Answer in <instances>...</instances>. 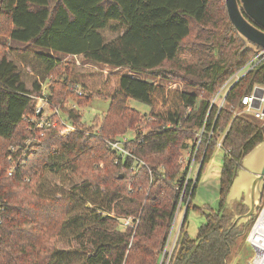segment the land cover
Here are the masks:
<instances>
[{"label":"trees","instance_id":"16d2710c","mask_svg":"<svg viewBox=\"0 0 264 264\" xmlns=\"http://www.w3.org/2000/svg\"><path fill=\"white\" fill-rule=\"evenodd\" d=\"M107 29L114 35L107 38ZM1 30L9 41L0 40V264H158L182 190L181 151L201 126L210 97L254 54L242 50L245 43L230 24L225 0H0ZM181 48L192 58L178 59ZM27 52L37 76L31 87L15 62L18 54ZM57 53L129 72L71 62L60 79ZM165 63L170 67H163ZM132 72L160 76V82ZM43 83L48 101L75 126L73 130L62 132L61 123L29 129L28 118L35 114L33 96L42 93ZM254 84L264 85V60L230 88L217 116L216 105L211 106L207 128L213 126V133L198 147L197 158L203 159L196 180L190 179L185 188L183 196L189 195V201L167 264H227L238 240L247 235L253 218L237 225L233 216L247 209L242 201L228 209L226 196L242 157L264 137V125L235 113L242 106L241 96ZM201 92L205 96L197 104ZM95 95L107 96L109 107L100 122L83 126L75 106ZM128 98L147 104L154 122L124 144L149 169L140 165L130 170L129 155L115 162L119 156L104 141L115 135V118L124 123L118 134L135 124L138 111L128 105ZM224 131L218 206L207 209L195 237H190L185 221L191 198ZM33 134L38 141L31 144L25 164L8 174L10 146H22ZM85 151L105 162V169L96 168L97 178L77 170L78 155ZM61 171L79 178L78 185L51 194L37 190L46 172ZM90 190L98 200L90 199ZM80 199L95 204L81 217L71 214ZM60 200L64 205L58 219L55 209H46ZM68 230L76 245L57 248Z\"/></svg>","mask_w":264,"mask_h":264},{"label":"rangeland","instance_id":"374dc122","mask_svg":"<svg viewBox=\"0 0 264 264\" xmlns=\"http://www.w3.org/2000/svg\"><path fill=\"white\" fill-rule=\"evenodd\" d=\"M3 24L4 26L7 27V23L5 21H3ZM5 33H6L5 30L0 31L1 41H9L6 38ZM104 34L107 38L114 35V33L109 29L105 30ZM56 55L60 59L59 66L57 68L58 69L57 77L60 79L64 77L66 73V68L68 64L71 62L84 63L86 65L94 66L97 68H104V69L111 68L112 70H116L120 73L129 72L127 69L122 68V67H109L101 63L82 59L74 55L72 56L69 54H62V53H57ZM177 58L180 60L191 59L192 56L189 55L186 51H184V49L181 48L180 51L178 52ZM15 62L17 65V69L21 73L22 79L25 82L26 86L31 87L33 80H35V78L37 79V76H36V71L33 70V64H32L31 56L29 52L25 54H18ZM163 67L169 68L170 63H165ZM38 73L39 71L37 72V74ZM132 73L136 75L137 77L144 79V80H148V81L155 80L157 82H160V76H153L149 73H138V72H132ZM40 74H43V73H40ZM40 74H39V77H40ZM167 83L173 84V85L175 84V86L179 89L188 90V91L194 90L193 87L189 85H185L183 83H176V82H170V81H168ZM42 86L44 87L42 91H44L45 96L47 98L46 84L43 83ZM203 96L205 95L204 93L201 92L196 102L197 104L199 103L200 98ZM67 103L69 105L73 104L70 99L67 101ZM127 103L130 107L135 108L138 111V113H136V117L134 116V118H137V120L132 127L127 126L125 128L124 130L125 133L118 134L121 131H123V129L121 128L123 127L124 123L122 122V120L115 118V121L118 123V127L115 130V135L113 137H119V136L125 135L131 138V137H134L135 132L141 131L142 133H144V132H147L151 126H154V122L149 118L148 113H147L149 111V106L147 104L137 99H134V98H128ZM109 104H110V99L107 96L95 95L92 98L88 99L85 104L81 106H75V108L80 112L81 119L83 121L82 125L87 126V125H91L93 121L95 120L100 122L102 120L103 115L106 113L109 107ZM50 110L51 108L49 106L47 105L44 106V111L46 113H49ZM249 117L253 120H256L252 118L251 115H249ZM90 130L92 131V129ZM181 152H184V151H181ZM223 154H224V150L222 148H216L214 150L212 155L205 162L202 168L201 174L199 176V179L196 183L194 194L191 198V205L188 209V212L186 215V221H185V230L187 231V234L190 237H195L198 226L205 220L204 213L207 211V209L214 210L218 206L219 174L221 170ZM95 160L96 159L89 156L87 151L79 154L78 159H77L78 172H80L83 175L90 176V177H95V178L99 177L100 169H96V168L104 167L105 162L103 160H96L98 162H95ZM8 164H9L8 165V168H9V166L12 165L13 163L8 161ZM242 168L243 167L240 165L238 169L241 170ZM102 169H105V168H102ZM196 171H197V166L194 167V174L192 175L193 180L195 179ZM64 174H66L65 171H61L59 173L46 172L43 175L41 179L40 187L37 190L45 194H48V193L51 194V193H54L56 189L58 191H61L63 189H67L71 185H74V184L78 185V183L80 182L79 178H76V177L68 178V176ZM89 195L92 201L98 200L96 196H94L92 190H90ZM243 195H244V192L242 191L240 197L229 198V201L226 200L228 209H230L237 201H242L243 203V200H244ZM50 205H49V208H47L46 210L51 211L53 209V212H54V209H55L56 214L58 215V219H59L62 213V207L64 205V202L61 200L51 201ZM93 207H95V204L93 202H89V201L83 202V200L81 199L78 201L76 200V203L73 207L71 214L81 217V215L84 212L88 211V209L93 208ZM244 207L246 209L248 208L247 205H245ZM183 210H185V203H183L182 205V211ZM76 223L78 225H82V220L77 219ZM177 224L178 222H176V227H175L174 232L176 231ZM72 235H73L72 230L66 231L57 241L56 243L57 248L68 249V248L75 246L76 243L74 242L73 240L74 238ZM252 254H253V249L246 242V235H243L238 240L237 245L233 248V252L229 255L227 264H245L247 259L251 257Z\"/></svg>","mask_w":264,"mask_h":264},{"label":"built area","instance_id":"2783aa9c","mask_svg":"<svg viewBox=\"0 0 264 264\" xmlns=\"http://www.w3.org/2000/svg\"><path fill=\"white\" fill-rule=\"evenodd\" d=\"M261 51H264V48H262ZM263 60L264 55H261V52L254 53L253 56L248 59L239 69L231 73L223 81L216 92L210 97L208 110L206 111L201 126L196 130L194 138L187 141L188 144L184 148V152L180 154L178 162L181 164L184 177L182 181V190L175 205L171 225L167 234L166 241L162 248L158 264H167L169 261L171 252L174 248L175 241L178 236L180 225L182 223V216L184 213V210L182 211V205L183 203H185V206H187V203L189 201V195L186 199L184 198V191L189 183V180L192 179V175L194 174V167L197 166L198 170L201 164V160L203 159V155L201 156L200 160H198L197 158L198 147L201 141H203L204 139H206L208 143L213 133V126L211 127V129L207 128L208 116L211 106L216 105L217 116L221 107H223L227 103L226 96L230 88L236 82H238L246 72L251 70ZM73 90L79 94L81 93V89L78 85H74ZM33 97L35 114L32 117L28 118V121L30 122L29 129L37 130L38 128H43L50 125L55 126L58 123L64 125L63 129L61 130L62 132H69L75 128V126H73V124L69 122L68 119H64L60 116L58 107L52 106L50 104L45 96L44 91H42L40 95H34ZM240 104L242 106L240 108H236L235 113L246 114L248 116L251 115L252 118L256 119L262 125H264V85L254 84L248 93L241 96ZM45 105L51 108L49 113H46L44 111ZM224 134L225 131L220 133L215 142V149L222 148L224 152H226V150L222 146V139L224 137ZM40 135H42V132H40ZM129 139L130 137L124 135L119 137L105 138L104 141L106 143V147L114 150L119 156V158L115 159V162H117L119 159L123 161L124 157L129 155L133 158V162L129 167L130 170H137L140 165H144L149 169L148 165L142 159L132 154L131 150L124 145L125 142ZM36 141H38V136L36 134H33L32 136H29L24 140L22 146H10V153L8 154L7 160L12 162L13 164L10 165L7 169L8 174L14 173L19 169L20 165L25 164L27 153L31 150L30 146ZM18 149H20L21 152L16 153ZM25 180H28V178H25ZM1 209L2 205L0 203V210ZM123 222L124 224H128L129 218L125 217ZM176 222H178V224L176 231L174 232ZM246 242L252 247L253 254L247 259L245 264H264V189L260 206L255 216L253 217L251 226L247 232Z\"/></svg>","mask_w":264,"mask_h":264},{"label":"water","instance_id":"95a60500","mask_svg":"<svg viewBox=\"0 0 264 264\" xmlns=\"http://www.w3.org/2000/svg\"><path fill=\"white\" fill-rule=\"evenodd\" d=\"M226 10L230 24L245 43L242 50H250L253 53L261 52L264 55V0H225ZM201 165V164H200ZM236 176L233 178L226 200L240 197L244 192L243 203L248 206L241 214H235L233 218L237 225L248 224L256 214L264 189V137L241 159ZM200 166L196 172L198 176ZM122 177V174H119ZM187 206L182 216L185 217Z\"/></svg>","mask_w":264,"mask_h":264}]
</instances>
